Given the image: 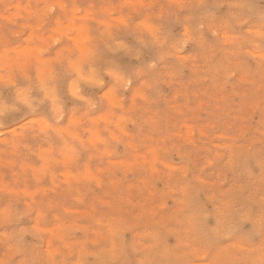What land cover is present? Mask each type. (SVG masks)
<instances>
[{
  "label": "clouds",
  "instance_id": "clouds-1",
  "mask_svg": "<svg viewBox=\"0 0 264 264\" xmlns=\"http://www.w3.org/2000/svg\"><path fill=\"white\" fill-rule=\"evenodd\" d=\"M0 264H264V0H0Z\"/></svg>",
  "mask_w": 264,
  "mask_h": 264
}]
</instances>
